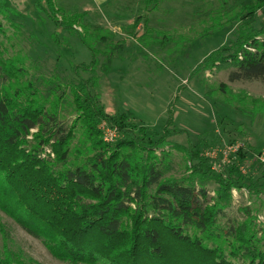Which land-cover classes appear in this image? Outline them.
I'll return each mask as SVG.
<instances>
[{"label": "trees", "instance_id": "16d2710c", "mask_svg": "<svg viewBox=\"0 0 264 264\" xmlns=\"http://www.w3.org/2000/svg\"><path fill=\"white\" fill-rule=\"evenodd\" d=\"M6 1L0 0V15L11 11ZM54 1L35 0L34 6L92 50V63L86 66L93 71L99 61L91 45L101 40V28L91 34L83 13L61 12L58 19L44 5L55 14ZM146 1L151 11L162 0ZM258 14L264 16V0L242 5L231 19L239 26L236 42L207 61L209 67L215 63L233 68L231 81L264 80V20L257 27ZM78 23L87 34L74 29ZM111 61L103 67L105 73ZM28 78L24 64L1 56L0 178L8 172V181L0 179V208L30 235L46 238L52 254L71 263L94 264H242L247 256L255 262L260 253L252 223H222L229 217L221 200H230L233 188L259 194L256 182L235 162L214 172L211 159L201 154L204 143L193 151L176 140L173 144L171 139L180 133L169 132L171 118L157 134L132 111L109 115L86 83L72 88L79 115L71 125L59 113L67 92L45 100ZM103 120L121 132L113 144L104 141L99 127ZM79 126L85 150L73 147ZM166 144L181 147L197 161L192 178L165 175L171 151L158 156L156 150ZM238 155L244 162L247 152L241 149ZM209 183L219 187L217 200L210 195ZM26 260L8 246L0 248V264H32Z\"/></svg>", "mask_w": 264, "mask_h": 264}, {"label": "rangeland", "instance_id": "374dc122", "mask_svg": "<svg viewBox=\"0 0 264 264\" xmlns=\"http://www.w3.org/2000/svg\"><path fill=\"white\" fill-rule=\"evenodd\" d=\"M54 2L55 14L47 3L44 5L58 19L61 12L69 16L83 13L91 34L101 28V40L91 45L97 52L98 67L93 71L87 68L93 60L92 50L77 35L64 31L38 11L35 0L6 1L11 11L0 15V58L24 64L29 72L27 82L33 83L45 100L66 91L68 100L59 107V113L61 120L71 125L77 123L79 115L72 88L86 83L109 115L132 111L142 125L157 134L171 118L174 124H168L169 132L180 134L168 139L173 144L175 140L186 144L192 151L193 146L204 143L201 154L211 159L214 172L220 173L222 166L235 162L244 176L253 178L259 194L246 187L233 188L230 200H221L229 217L222 223L228 219L237 227L252 223L257 230L254 245L260 255L254 257V263L248 256L243 263L264 264L260 263L264 261V162L260 160L264 148V80L231 81L234 69L229 65H207L215 52L236 42L239 26L231 19L252 0H162L151 11L146 0ZM263 20L258 14L256 26L260 28ZM74 29L88 33L80 23ZM109 59L110 70L105 73L103 67ZM99 127L107 144L122 137L119 128L107 120ZM109 129L115 131L111 141L105 135ZM85 142L79 126L73 147L85 150ZM241 149L247 152L244 162L238 158ZM169 150L163 166L165 175L192 178V166L197 161L190 159V152L166 144L156 153L161 156ZM4 180L8 181V172ZM209 189L217 200L219 187L209 183ZM45 241L30 235L0 208V248L8 246L32 264H94L62 260L50 252ZM225 248L229 256L237 257L228 245Z\"/></svg>", "mask_w": 264, "mask_h": 264}, {"label": "built area", "instance_id": "2783aa9c", "mask_svg": "<svg viewBox=\"0 0 264 264\" xmlns=\"http://www.w3.org/2000/svg\"><path fill=\"white\" fill-rule=\"evenodd\" d=\"M109 130H110L109 132H107V131L105 130V135H106V140H107V141H111V140H113L114 137H115V131H112L111 129H109ZM260 160H261L262 162H264V149L262 150V153H261V155H260Z\"/></svg>", "mask_w": 264, "mask_h": 264}]
</instances>
